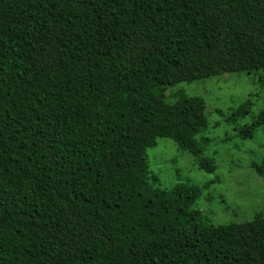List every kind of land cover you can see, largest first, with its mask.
<instances>
[{
	"label": "trees",
	"instance_id": "obj_1",
	"mask_svg": "<svg viewBox=\"0 0 264 264\" xmlns=\"http://www.w3.org/2000/svg\"><path fill=\"white\" fill-rule=\"evenodd\" d=\"M255 70L264 0H0V264H264V212L214 224L147 156L171 138L215 172L206 99L168 89Z\"/></svg>",
	"mask_w": 264,
	"mask_h": 264
},
{
	"label": "rangeland",
	"instance_id": "obj_2",
	"mask_svg": "<svg viewBox=\"0 0 264 264\" xmlns=\"http://www.w3.org/2000/svg\"><path fill=\"white\" fill-rule=\"evenodd\" d=\"M263 72L227 73L181 82L168 89H183L188 95L206 99L208 126L199 137L210 138L205 155L215 157V172L199 168L193 155L180 149L171 138L158 137L157 144L147 149L150 169L158 176L161 187L170 188L178 182L203 187L198 206L214 224L246 221L257 211L264 212V177L252 165L254 161L261 163L264 157V128L255 129L253 137L238 135V127L251 123L264 108V83L260 78ZM248 99L252 105L246 114L233 121L225 120ZM216 177L219 180L213 181Z\"/></svg>",
	"mask_w": 264,
	"mask_h": 264
}]
</instances>
